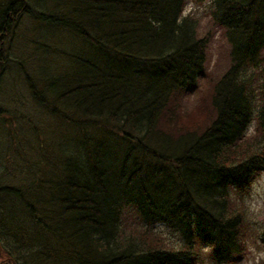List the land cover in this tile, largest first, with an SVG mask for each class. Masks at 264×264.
<instances>
[{"label": "trees", "instance_id": "obj_1", "mask_svg": "<svg viewBox=\"0 0 264 264\" xmlns=\"http://www.w3.org/2000/svg\"><path fill=\"white\" fill-rule=\"evenodd\" d=\"M26 1L0 6V44L25 11L86 45L71 71L30 83L79 140L56 180L14 185L0 173V250L16 264H196L203 244L218 260L243 250L236 195L264 171V0L214 1L231 57L217 76L186 0ZM159 221L184 234L178 247Z\"/></svg>", "mask_w": 264, "mask_h": 264}, {"label": "rangeland", "instance_id": "obj_2", "mask_svg": "<svg viewBox=\"0 0 264 264\" xmlns=\"http://www.w3.org/2000/svg\"><path fill=\"white\" fill-rule=\"evenodd\" d=\"M4 1L0 0V6H3ZM214 1L186 0L184 15L196 20L197 32L201 37H209L206 73L217 76L228 70L231 57L229 46L223 42L224 25H219V19L213 15ZM26 2L25 7L28 9L38 8L35 0ZM10 38V41L8 39L0 44V109L5 112L0 116V173L12 180L10 182L14 185L39 183L40 179L56 180L59 176L56 171L66 162L67 154L77 151L79 134L71 124L55 117L37 103L30 83L44 87L48 77L65 75L71 71L75 62L71 55L86 45L77 34L66 28L46 26L29 17L25 11H22L19 21L12 27ZM259 56L260 62L264 64V47L260 49ZM198 90L186 94L183 101L187 108L186 114L197 103ZM254 125L253 122L248 130H252ZM97 134L102 136L104 133ZM115 136L120 138L117 133ZM115 148L117 152L123 149L118 143ZM235 189H232V194ZM236 197L239 207L246 210L244 249L234 248L236 253L232 258L225 255L218 260L212 255V248L203 244L202 255L195 261L196 264H258L264 260V171L247 191L243 194L238 192ZM126 212L129 213L126 216H129L130 222L137 218L136 212L130 214L128 207ZM156 228L168 235L169 245L176 244L178 247L184 239L182 232L165 221L156 223ZM6 262L14 264L0 250V264Z\"/></svg>", "mask_w": 264, "mask_h": 264}]
</instances>
